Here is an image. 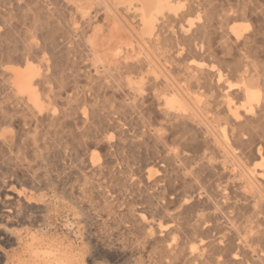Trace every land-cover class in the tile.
<instances>
[{"label": "bare ground", "instance_id": "6f19581e", "mask_svg": "<svg viewBox=\"0 0 264 264\" xmlns=\"http://www.w3.org/2000/svg\"><path fill=\"white\" fill-rule=\"evenodd\" d=\"M213 1L0 0V264H264V0Z\"/></svg>", "mask_w": 264, "mask_h": 264}, {"label": "rangeland", "instance_id": "374dc122", "mask_svg": "<svg viewBox=\"0 0 264 264\" xmlns=\"http://www.w3.org/2000/svg\"><path fill=\"white\" fill-rule=\"evenodd\" d=\"M235 2H234V0H214L213 1V4L216 6V11H217V13H218V15H220V14H223L224 12H226L227 11V9L229 8V6L230 5H233ZM227 8V9H226ZM225 11H224V10ZM222 12V13H221ZM177 137L175 136L174 137V139H176ZM34 163V164H33ZM33 163H31L32 165V170L31 171H34L33 173L35 174V175H39V174H41L42 173V171H43V168L41 167V165L37 162V160H35V161H33ZM35 165H36V168H35ZM39 165V166H38ZM34 166V167H33ZM34 168V169H33ZM19 172H21V170H18ZM40 171H41V173H40ZM19 172H18V176H20V174H19ZM56 229L59 231V232H61V228L59 227V225H57L56 226ZM110 238H112V239H114L113 237H110ZM117 238H115V240H116Z\"/></svg>", "mask_w": 264, "mask_h": 264}]
</instances>
